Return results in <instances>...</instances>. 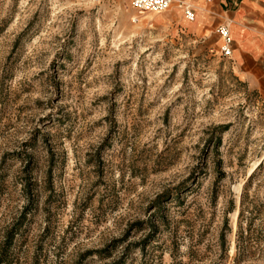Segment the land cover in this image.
Here are the masks:
<instances>
[{
    "label": "rangeland",
    "instance_id": "1",
    "mask_svg": "<svg viewBox=\"0 0 264 264\" xmlns=\"http://www.w3.org/2000/svg\"><path fill=\"white\" fill-rule=\"evenodd\" d=\"M169 11L0 0V264H264V99Z\"/></svg>",
    "mask_w": 264,
    "mask_h": 264
},
{
    "label": "crops",
    "instance_id": "2",
    "mask_svg": "<svg viewBox=\"0 0 264 264\" xmlns=\"http://www.w3.org/2000/svg\"><path fill=\"white\" fill-rule=\"evenodd\" d=\"M173 4L170 11L191 24L184 26L186 31L196 36L216 34V46L222 44L217 30L227 26L231 54L226 60L233 76L264 99V0H174ZM182 5L191 7L192 20L186 19ZM173 20L178 21L168 19Z\"/></svg>",
    "mask_w": 264,
    "mask_h": 264
},
{
    "label": "built area",
    "instance_id": "3",
    "mask_svg": "<svg viewBox=\"0 0 264 264\" xmlns=\"http://www.w3.org/2000/svg\"><path fill=\"white\" fill-rule=\"evenodd\" d=\"M174 0H130L131 9L138 15L146 13H164L169 10ZM186 19L192 20L193 13L191 7L182 5ZM218 35L221 39V46L219 48V56L228 59L231 54L230 50V37L227 26H221L218 30Z\"/></svg>",
    "mask_w": 264,
    "mask_h": 264
},
{
    "label": "bare ground",
    "instance_id": "4",
    "mask_svg": "<svg viewBox=\"0 0 264 264\" xmlns=\"http://www.w3.org/2000/svg\"><path fill=\"white\" fill-rule=\"evenodd\" d=\"M171 6H172V5H171ZM171 6H170L169 10L172 8ZM220 46H221V45H220ZM257 164H258V163H255V164L251 167V169H250L249 172H248V175L252 172V170H254V168L257 166ZM238 192H239V186L237 187V194H238ZM236 216H237V212L235 211L234 214H233V216H232V218H233L232 226H233V227H234L235 224H236Z\"/></svg>",
    "mask_w": 264,
    "mask_h": 264
},
{
    "label": "trees",
    "instance_id": "5",
    "mask_svg": "<svg viewBox=\"0 0 264 264\" xmlns=\"http://www.w3.org/2000/svg\"><path fill=\"white\" fill-rule=\"evenodd\" d=\"M11 239H12V238H10V242H11Z\"/></svg>",
    "mask_w": 264,
    "mask_h": 264
}]
</instances>
